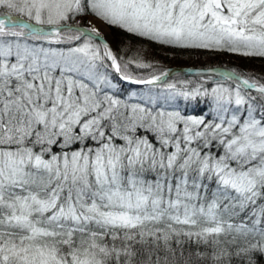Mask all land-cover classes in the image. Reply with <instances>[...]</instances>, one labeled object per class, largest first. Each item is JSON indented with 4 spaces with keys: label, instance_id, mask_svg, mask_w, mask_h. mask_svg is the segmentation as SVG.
<instances>
[{
    "label": "snow or ice",
    "instance_id": "obj_1",
    "mask_svg": "<svg viewBox=\"0 0 264 264\" xmlns=\"http://www.w3.org/2000/svg\"><path fill=\"white\" fill-rule=\"evenodd\" d=\"M0 264H264V0H0Z\"/></svg>",
    "mask_w": 264,
    "mask_h": 264
},
{
    "label": "trees",
    "instance_id": "obj_2",
    "mask_svg": "<svg viewBox=\"0 0 264 264\" xmlns=\"http://www.w3.org/2000/svg\"><path fill=\"white\" fill-rule=\"evenodd\" d=\"M110 34H111V35H114V36H115V35H118V34H114V33H111V32H110ZM125 39H126V38H125ZM114 46H115V45H114ZM157 55L160 56V57L165 58V60H166V62H167V56L170 55V54H168V53H164V52H158ZM187 59H188L187 56H180L176 61L172 62V64H173V66H175V65H177V64H179V63H181V62H183V61H187ZM193 59H196V57H193Z\"/></svg>",
    "mask_w": 264,
    "mask_h": 264
},
{
    "label": "rangeland",
    "instance_id": "obj_3",
    "mask_svg": "<svg viewBox=\"0 0 264 264\" xmlns=\"http://www.w3.org/2000/svg\"><path fill=\"white\" fill-rule=\"evenodd\" d=\"M111 35V34H110Z\"/></svg>",
    "mask_w": 264,
    "mask_h": 264
}]
</instances>
